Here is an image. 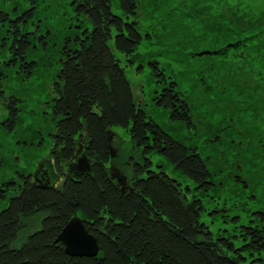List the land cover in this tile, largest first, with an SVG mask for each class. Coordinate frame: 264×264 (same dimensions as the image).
<instances>
[{
  "label": "trees",
  "instance_id": "1",
  "mask_svg": "<svg viewBox=\"0 0 264 264\" xmlns=\"http://www.w3.org/2000/svg\"><path fill=\"white\" fill-rule=\"evenodd\" d=\"M114 2L121 14L113 12ZM242 3L232 5L241 10L237 17L222 6L217 8L228 27L244 32L222 43L223 52L234 50L236 55L239 48L248 47L264 32V12L252 8L248 13ZM33 8L14 17L0 11L5 30L0 41V81L5 75L3 65L18 64L26 76L32 73L35 62L25 59L31 44L25 29L33 18ZM73 8L90 28L66 41L53 82L52 184L41 187L33 183L32 175L19 174L18 183L9 180L0 185V200L7 199L10 190L14 192L0 209V264H264L263 212H257L256 221L239 225L237 235L215 237L200 220L204 211L201 200L188 199L187 186L182 187L163 169L152 168L151 155L157 153L184 174L195 190L208 192L214 186L198 150L173 138L136 102L125 68L114 54L115 49L129 56L144 38L151 39L148 33H141L136 0H74ZM259 16L263 24L253 25ZM240 22H245L247 29ZM213 32L219 34L216 28ZM256 45L264 60V38ZM201 53L207 57L210 51ZM236 56L244 59V55ZM148 64L160 88L155 91V105L166 110L172 120L193 125L190 106L176 80L165 75L158 61ZM6 100L3 124L13 129L20 100L13 96ZM114 126L127 130L138 152L137 158L130 156L125 162L130 186L126 191L110 177L107 133ZM80 146L88 149L92 174H63L61 162L73 160ZM41 163L49 164L48 160ZM36 214H44L39 228L27 234L19 247L13 246L22 220ZM75 215L95 236L97 255L71 256L55 241ZM238 238L241 244L236 246Z\"/></svg>",
  "mask_w": 264,
  "mask_h": 264
},
{
  "label": "rangeland",
  "instance_id": "2",
  "mask_svg": "<svg viewBox=\"0 0 264 264\" xmlns=\"http://www.w3.org/2000/svg\"><path fill=\"white\" fill-rule=\"evenodd\" d=\"M136 2L141 33L143 36L148 33L151 39L144 38L129 56L116 51L112 41L109 44L125 68L136 102L173 138L198 150L214 186L208 192L195 190L184 174L174 170L168 160L157 153L151 155L152 168L163 169L182 187L187 186L188 199L201 200L204 211L200 220L215 237L237 235L239 225L259 219L258 211L264 213V60L256 45L264 38V32L253 42H247L248 47L236 51V55H244V59L236 56L234 50L223 52L222 43L244 32L232 30L217 13L222 6L237 17L241 10L233 8L236 2H243L241 7L248 13L252 8L264 12V0ZM73 6L74 0H0V11L8 12L12 17L34 7L33 18L25 29L31 40L25 59L35 62L32 73L27 76L21 65H3L0 185L9 180L18 183L19 174L32 175L39 163L52 157L55 120L51 105L61 50L68 39L73 41L75 35L90 28L83 16L75 14ZM112 10L121 14L115 2ZM261 17L254 18L253 25L263 24ZM240 23L247 29L245 22ZM2 25L0 23V41L5 35ZM253 25L247 22V26ZM214 28L219 34L213 32ZM203 50L210 54L202 55ZM153 60L158 61L166 76L173 77L178 83V89L190 106L193 125L172 120L166 110L155 105V91L160 88L148 64ZM0 64H3L2 58ZM10 96L20 100L13 129L3 124L7 114L6 99ZM111 131V145L117 155L110 158L108 165L128 176L129 168L125 162L130 156L137 158L138 152L126 129L114 126ZM13 194L10 190L7 199L0 200V209L7 205ZM43 216L36 214L23 219L12 245L19 247L27 234L39 228ZM234 244L239 246L240 238Z\"/></svg>",
  "mask_w": 264,
  "mask_h": 264
},
{
  "label": "water",
  "instance_id": "3",
  "mask_svg": "<svg viewBox=\"0 0 264 264\" xmlns=\"http://www.w3.org/2000/svg\"><path fill=\"white\" fill-rule=\"evenodd\" d=\"M113 132L110 130L107 133V141L110 144V158L117 155V151L111 145ZM49 164L39 163L37 169L32 174L33 183L41 187H47L52 184L53 166L51 159ZM61 169L63 174L72 177L75 174H92V160L89 157L88 149L80 146L76 151L75 158L71 161H62ZM110 177L114 179L121 187V191L130 189L127 182V176L120 172L113 165H109ZM56 242H60L65 249V252L71 256H95L99 248L97 240L93 234L88 232L83 220L75 215L61 229L56 237Z\"/></svg>",
  "mask_w": 264,
  "mask_h": 264
}]
</instances>
